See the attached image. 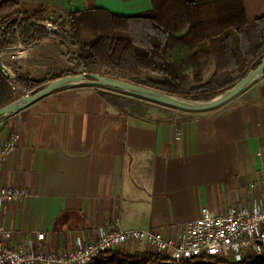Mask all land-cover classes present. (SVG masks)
I'll use <instances>...</instances> for the list:
<instances>
[{"label":"crops","instance_id":"1","mask_svg":"<svg viewBox=\"0 0 264 264\" xmlns=\"http://www.w3.org/2000/svg\"><path fill=\"white\" fill-rule=\"evenodd\" d=\"M19 1L70 13L104 8L134 15L152 8L150 0ZM243 2L249 21L264 16V0ZM50 44H38L40 55L16 63L45 80L38 74ZM100 92L68 87L0 119V143L10 132L21 135L2 179L28 196L0 211V221L17 236L42 232L45 251L62 252L96 241L107 228L177 235L205 208L224 215L230 207L264 204L263 82L215 110H180L161 120L122 113ZM151 252L132 245L92 264H125L132 256L150 264L144 255Z\"/></svg>","mask_w":264,"mask_h":264},{"label":"trees","instance_id":"2","mask_svg":"<svg viewBox=\"0 0 264 264\" xmlns=\"http://www.w3.org/2000/svg\"><path fill=\"white\" fill-rule=\"evenodd\" d=\"M150 1V10L134 15L104 8L62 11V27L52 31L42 23L57 14L59 7L2 0L0 52H8L19 42L32 47L55 40L66 47L73 40L77 48L69 61L73 70L65 73H97L193 101L219 97L262 63L264 16L249 21L243 0ZM12 70L14 82L0 71V108L13 102L18 93L25 96L47 85L17 63ZM100 95L125 114L146 120L167 117L161 105L135 104L103 92ZM144 256L150 264L158 261L152 252ZM144 262L132 256L124 263ZM228 262L224 263L264 264V258Z\"/></svg>","mask_w":264,"mask_h":264},{"label":"built area","instance_id":"3","mask_svg":"<svg viewBox=\"0 0 264 264\" xmlns=\"http://www.w3.org/2000/svg\"><path fill=\"white\" fill-rule=\"evenodd\" d=\"M31 48L22 43L9 49V60L17 62L29 57ZM4 53H0V58ZM264 83V80L262 81ZM21 140L18 132H10L0 143V211L10 203H21L28 191L3 182L2 169L17 150ZM45 234L27 233L17 236L0 221V264H92L103 256L132 245H145L161 263H189L205 257H230L242 263L248 254H264V204L230 207L224 215L205 208L202 215L177 235L163 231L107 228L96 241L79 244L72 250L49 252L44 249Z\"/></svg>","mask_w":264,"mask_h":264},{"label":"water","instance_id":"4","mask_svg":"<svg viewBox=\"0 0 264 264\" xmlns=\"http://www.w3.org/2000/svg\"><path fill=\"white\" fill-rule=\"evenodd\" d=\"M0 71L10 82H14L15 77L6 69L0 61ZM264 76V59L260 66L251 70L245 78L240 80L233 88L227 90L219 97L210 101H193L180 98L177 96L168 95L160 91L127 82L121 79L97 74L85 73L80 75H67L60 77L48 83L42 90L22 96L15 99L13 102L0 108V118L12 116L26 110L31 105L44 99L51 94L81 84L96 85L101 87H108L123 91L132 96L139 97L151 103L186 111L190 113H202L215 110L239 96L241 93L249 89L259 79Z\"/></svg>","mask_w":264,"mask_h":264},{"label":"rangeland","instance_id":"5","mask_svg":"<svg viewBox=\"0 0 264 264\" xmlns=\"http://www.w3.org/2000/svg\"><path fill=\"white\" fill-rule=\"evenodd\" d=\"M61 16L64 17L62 12L58 11L57 14H53V15L47 17L46 21L42 24L46 28H48L52 31H58L59 28L62 27L61 26V20H59V18ZM65 28L69 29L68 27H65ZM19 43H21V42H19ZM19 43H17V45ZM40 44H42V43H40ZM37 45L32 46V47L24 45V46L32 49L31 53H30V55H31L30 59H33V58L37 57L38 55H40L41 51H40L39 47H37ZM44 49H46V53H44V55L42 56L43 57L42 61L41 60H38V61L43 62V64L45 65V69L43 72L39 73L38 75H44V76L46 75L47 78L45 79V81H47V84L52 82V81H50L51 80L50 78H53L55 75H61V76L77 75L74 72L65 73L69 69L73 70L72 69L73 67L71 66V64L69 62L73 52L77 51V48L73 46V40H70L66 47H62L57 41L52 40L50 45L44 46ZM61 51H63L64 54H62ZM5 54H8L9 56L11 55L10 52H5L4 55ZM4 59H6V60L2 61L3 66L6 69H9L10 72L13 74L12 65L16 64V62H13V61L9 60V58L7 59L6 57ZM263 80H264V76L261 79H259L255 84L260 83ZM79 86H86V84H81V85H77V86H73V87H79ZM90 86L97 88V90H100L103 93L111 94L113 96L125 97L126 99L134 102L135 104L151 103L149 101H146V100L141 99L139 97L132 96L128 93H125V92L117 90V89L108 88V87H101V86H96V85H90ZM22 96H23L22 93H18L16 95L15 99L20 98ZM162 107L167 112V116H169L170 118L178 117L180 114V112H179L180 110H178V109L165 107V106H162ZM0 119H3V118H0ZM255 257H258V256H256L254 253H250L247 256V260L255 258ZM261 257L264 258V254ZM227 261H229L228 263L233 262L230 257H226V258L205 257V258L196 259V260L189 262V263L190 264H225L224 262H227ZM176 264H181V263H176Z\"/></svg>","mask_w":264,"mask_h":264}]
</instances>
